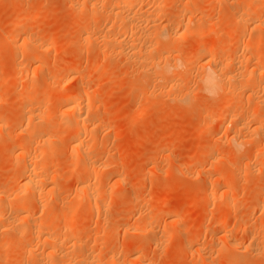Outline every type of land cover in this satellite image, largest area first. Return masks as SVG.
I'll use <instances>...</instances> for the list:
<instances>
[{
  "label": "rangeland",
  "instance_id": "374dc122",
  "mask_svg": "<svg viewBox=\"0 0 264 264\" xmlns=\"http://www.w3.org/2000/svg\"><path fill=\"white\" fill-rule=\"evenodd\" d=\"M84 1L90 0H0V189L12 194V199L19 186V200L30 207V219L27 220L39 222L45 233L56 237L65 235L63 238L67 240L65 245L46 251L42 240L29 245L28 237L18 238L11 228L0 227V264H61L65 253L73 258L74 261L70 257L71 264H85L83 259L90 254L91 257L96 255L98 263L95 264H264V161H255V156L264 149V93H260L264 86V4L256 9V0L252 3L249 0H139L135 6L128 4L125 10L140 7L143 15L154 22V30L159 26L173 25L178 16L182 18L177 29L180 33L178 41L166 39L160 44L162 48L159 44L154 45L157 52L153 53L157 56L163 52L159 55L164 58L158 63L161 66L165 62V65L170 66L171 63L172 66L173 59L179 58L174 64L181 67H177L174 76L170 73L169 79L157 82L153 72L155 75L158 69L152 65L148 67L146 63L143 66L127 56L131 55L132 50L127 43L132 37L130 33L124 35L122 22V27H119V20H110L109 16L105 20L107 13L100 15L102 10L105 12L103 7L107 4L102 7L97 5L98 0H91L97 4L84 7L80 5ZM156 1L160 6L163 1L171 3V7L165 8L164 20H155L153 16L154 4L158 5ZM75 2L83 7V13L77 12L82 10L78 6V15L73 17ZM189 3L193 4L192 7ZM183 4L190 7L185 12L181 10ZM242 6L253 14L254 19L243 22L237 18ZM89 8L94 9L93 12L96 9L98 15L95 14L91 23L87 16L94 13ZM99 8L102 10L98 14ZM20 14L25 16L22 21L17 20ZM35 17L37 20L33 22ZM210 19L218 20L213 26L216 33L212 29L213 33L224 32V35L218 33L219 36L214 34L211 38L207 24ZM236 25H242L243 29ZM233 28L235 32L231 31ZM85 29L90 34L87 32L88 36L83 38L80 34ZM197 32L201 34L200 41L196 40ZM28 37L33 38L29 41L35 39L42 46L39 51L47 49L46 56L36 64V67L43 68L44 73L36 71L35 78L31 77L33 56L40 55V52L36 51L34 55L35 49L30 46L22 48L21 40ZM240 38L246 39L248 47L242 44L243 47L238 45L226 49L227 42ZM111 39L117 41L110 42ZM247 41L251 42V50L247 49ZM210 48L223 50L215 58L220 65L224 61V66H221L223 75L236 73L230 63L239 55L251 57L253 61L246 66L243 63L240 67L242 72L254 69L262 77L251 78L244 86V83H239L244 78H238L239 85L232 83V89L227 91V82H223L215 96H207L199 86L201 67L207 59L199 61L196 55ZM136 49L135 53L139 52ZM229 60L231 66L226 67ZM16 63L22 64L21 71L17 74L19 78L12 80L9 76ZM68 70L70 81L66 75ZM23 75L30 79V83L27 79L18 81L23 79ZM173 79L175 83L179 82V86L170 89ZM77 89L82 91L83 98L88 92L90 100L86 102L83 99L86 103L82 102V105L85 109L90 108L86 109V114L96 126H89L87 133L80 137L82 144H86L82 145L84 148L74 151L66 141L72 131L68 132L70 129L65 125L66 114L61 101L67 92ZM248 90L260 96L262 108L254 105L252 100H256L255 96L251 100ZM186 92L192 99L180 97ZM28 117H32L29 124ZM42 118L47 121L46 126L50 124L49 128H44ZM253 120L260 123L255 124ZM33 130L37 134L43 131V143L38 137L32 140L35 136L29 135ZM27 138H32V148L42 152V155H37L34 151L36 163L45 169L47 176H57L47 185H38L41 194L35 198L42 201L45 197L49 205L48 201L40 204L29 192H23L25 188L19 179L20 165L15 158L19 156L16 152L18 145L24 140L29 142ZM45 138L51 141L46 140L48 142L45 143ZM84 151L89 152L91 165L94 164L97 170L98 167L103 168L102 173L85 174L80 161V154ZM32 152L27 151L29 154ZM87 182L90 187L96 184L101 190H106L92 203H87L80 190V185ZM47 188L55 189L48 192ZM210 195H213V200ZM13 201L12 206L5 205V200L1 202L0 207L4 208L0 209L2 216L5 217L6 213L8 217L15 216L16 206L13 205L18 201ZM94 201L95 205H91ZM151 216L155 218V228L143 235L140 233L143 225L140 224ZM134 220L139 221L137 228L130 226V221ZM14 225L17 227L18 223ZM72 227L78 236L76 243L70 246ZM226 229L231 233L227 236L229 240L222 238L223 243L219 242L220 250L216 234ZM230 241L239 248L230 247ZM26 247L31 252H25ZM50 250L55 256L44 254ZM111 253L116 254L114 260L107 259Z\"/></svg>",
  "mask_w": 264,
  "mask_h": 264
},
{
  "label": "bare ground",
  "instance_id": "6f19581e",
  "mask_svg": "<svg viewBox=\"0 0 264 264\" xmlns=\"http://www.w3.org/2000/svg\"><path fill=\"white\" fill-rule=\"evenodd\" d=\"M75 1V0H74ZM77 1V0H76ZM91 1V0H90ZM90 1H84V2H80V5L81 4H83L84 5V7H89V6H93V5H96L97 3L95 2V1H97V0H95L94 2L96 3V4H93L92 2H90ZM139 0H98V4L97 5H102V7H103V5L105 6V4H107V6L104 8L103 7V9H105V12L103 13V10H102V12H101V10H100V8H99V10L100 11H98V14L101 12L102 14H100V15H103L104 16V14L105 13H107V14H105L106 16H105V20H108L109 19V17H110V20H119V24L120 25H118L119 27L121 26V23L120 22H122V24H123V28H122V30H124V35H125V33H130L129 35L132 37V39L127 43V44H129L128 46H130L129 48L132 50L131 51V55H127L130 59H132L133 61H138V63L139 64H141V65H143L144 66V64L147 66L148 65V67H149V65H150V67H151V65L153 66L152 68H154V69H158L156 72H155V75H154V72H153V77L154 78H156V80H157V82L158 81H161V80H164V79H169V77H168V75L170 74V73H172V75L174 76V74H176L177 72H176V69H177V67L179 66V67H181L179 64H178V66H177V64H174L176 61H175V59H173L174 60V63L172 64V66H171V63H170V66H168L167 64L165 65V63H164V65L163 66H161V64H158V63H160L161 61L160 60H164V58H161L162 56H159V55H161L162 53L160 52V54H157V56L156 55H154L153 53H154V51H155V49L156 48H154L155 46L154 45H158V46H160V44H163V42H165L166 41V39H168L170 42L172 41H178V39L180 38V33H179V31L177 30L178 29V27H180L179 25H181L182 24V18H180V16H178V17H176V20L174 21V23H173V25H164V26H162V27H160L159 26V28L156 30H154V22H150V20L148 19V17L147 16H145V15H143V13L141 12V11H143V10H141V9H139V8H133V7H131V9H136V10H131L130 8L127 10V5L128 4H134V6H135V3L137 4V3H139L138 2ZM191 1V0H190ZM244 1H248V0H243L242 2H244ZM254 1V0H253ZM248 2H251L252 3V0L250 1H248ZM71 3V2H70ZM76 3V2H75ZM92 3V4H91ZM160 3V2H159ZM159 3H157V1H156V4H158L157 6L154 4V6L155 7H153L154 8V10H153V16H154V18H155V20H158V21H161V20H164V19H166V14H167V11L165 10V8L167 7L168 8V6H170V4L171 3H166L165 1H163V2H161L162 3V5L160 6V4ZM188 3V2H187ZM254 3H256V7H255V9L256 8H259V6H262L263 4H264V0H256ZM253 3V4H254ZM74 4V3H73ZM77 4V3H76ZM190 4V7H192V5H191V3H189ZM219 4V3H218ZM230 4V3H229ZM12 5H14V4H12ZM71 5V4H70ZM249 5H250V3H249ZM75 6V5H74ZM79 6V2H78V4L75 6L76 8H75V14H74V16L73 17H76V15H78L77 13H76V9L77 8H79L78 7ZM129 6V5H128ZM133 6V5H132ZM138 6V5H137ZM229 6V5H228ZM73 7V6H72ZM71 7V8H72ZM95 7V6H94ZM101 7V8H102ZM125 7H127L126 8V10H125ZM157 7V8H156ZM171 7V6H170ZM182 8H181V10H182V12H185L188 8H190L189 7V5L188 4H183V6H181ZM219 7H221V6H219ZM246 7H249L248 5L246 6ZM252 6H250L249 8H251ZM263 7V6H262ZM74 8V7H73ZM81 9L83 8L82 6L80 7ZM93 8V7H92ZM97 8V7H96ZM107 8V9H106ZM85 9H87V8H85ZM222 9V8H221ZM89 10H90V8H89ZM94 10V9H93ZM93 10H90L91 11V13H94V15L93 14H89L88 16H87V20H88V22L89 23H91V21L93 20V18H94V16H95V14L97 15V13H95L96 12V9H95V12H93ZM149 10V9H148ZM248 9H245V7H243L242 6V9H240V11L236 14V16H238L237 18L238 19H240V21H246V20H248V19H252V17H253V14L252 13H249L248 11H247ZM79 11H81L82 13H83V9L82 10H78L77 12L79 13ZM90 11H88V12H90ZM205 11V10H204ZM223 11V10H222ZM148 12V11H147ZM212 12V11H211ZM87 13V12H86ZM215 13H216V11H215ZM254 13V12H253ZM79 14H81V13H79ZM217 15V14H216ZM221 15V14H220ZM234 15V14H233ZM264 15V14H263ZM98 16V15H97ZM109 16V17H108ZM182 16V15H181ZM254 16H255V14H254ZM37 17V16H36ZM36 17L35 18H33L32 20H33V22L34 21H36L37 19H36ZM100 17V16H99ZM216 17V16H215ZM256 17H258V16H256ZM24 18H25V16L24 15H22V14H20L18 17H17V20L18 21H22V20H24ZM102 18V17H101ZM112 18V19H111ZM220 18V17H219ZM224 17L222 16V19H223ZM236 18V19H237ZM209 19V18H208ZM253 19H254V17H253ZM26 20V19H25ZM86 20V21H87ZM188 20V19H187ZM189 21H192V20H189ZM188 21V22H189ZM198 21V20H197ZM200 21V20H199ZM202 21V20H201ZM207 21V20H206ZM218 21V20H217ZM216 21V22H217ZM87 22V23H88ZM203 22H205V21H203ZM216 22H214V21H212L211 19L207 22V24L210 26V34H211V38H212V36H214V34L216 33V31L213 29V26H214V24L216 25ZM242 22V23H243ZM248 22V21H247ZM254 22V21H253ZM111 23H113V21L111 22ZM151 23V25L150 26H148V24H150ZM189 23H191V22H189ZM202 23V22H201ZM200 23V24H201ZM206 23V22H205ZM239 23V22H238ZM114 24V23H113ZM144 24H146V25H144ZM240 24H241V22H240ZM244 24V23H243ZM116 25V24H115ZM144 25V26H143ZM156 25V24H155ZM185 25V24H184ZM186 25H188V23L186 24ZM114 26V25H113ZM170 27L169 29H168V27ZM189 26V25H188ZM187 26V27H188ZM237 26V28H239V29H243V27H241L242 25H239V27H238V25H236ZM244 26V25H243ZM114 27H116V26H114ZM122 27V26H121ZM152 29H151V28ZM187 27H184V28H187ZM192 27H194L193 25H192ZM200 27V26H199ZM247 27V26H246ZM117 28V27H116ZM196 29H195V31L197 30L198 31V28L197 27H195ZM215 28V27H214ZM87 29V28H86ZM86 29H85V31L83 30V32L80 34V36L81 37H87L88 35H87V32H89V31H87L86 32ZM188 29V28H187ZM193 29V28H192ZM215 31V33H213V30ZM247 29V28H246ZM88 30V29H87ZM118 30V29H117ZM189 30H191V29H189ZM207 30H208V27H207ZM238 30V29H237ZM119 31V30H118ZM192 31V30H191ZM200 31V30H199ZM222 31V30H221ZM231 31H233V32H235L236 31V29H234L233 28V30L231 29ZM238 31H240V30H238ZM245 31V30H244ZM243 31V32H244ZM253 31V30H252ZM123 32V31H122ZM193 32H194V30H193ZM242 32V33H243ZM104 33H105V31H104ZM205 33V32H204ZM219 33V32H218ZM218 33L217 34H215V35H218ZM224 32H222V34H223ZM89 34H90V32H89ZM194 34V36H195V33H193ZM208 34V33H207ZM221 33H219V35L221 36L222 35ZM241 34V33H240ZM246 34V33H245ZM123 35V34H122ZM197 36H196V40L198 39V41H200L199 40V38H200V36H201V34H200V32H197V34H196ZM218 35V36H219ZM224 35V34H223ZM230 35H232L231 33H230ZM234 35V34H233ZM232 35V36H233ZM231 36V37H232ZM29 38H31V37H28V38H23V40H21L22 41V43H21V45H22V48H29V46L31 47V49L33 48V49H35V52H33V54L35 55V53L37 54V52L36 51H38V53L40 54V55H38V56H33L34 57V62H33V64L32 65H34V67H33V70L31 71V77H34L35 78V72L36 71H38L39 73H44L43 72V68L41 67V66H38V67H36V64H37V60H39V61H41L42 59H43V57L44 56H46V50H44L43 49V51H39V49L42 47L39 43H37L36 42V40L34 39V40H31V41H29ZM237 38V37H236ZM31 39H33V38H31ZM202 39V38H201ZM217 39V38H216ZM215 39V40H216ZM234 39V38H233ZM165 40V41H164ZM226 40V39H225ZM244 40H246V39H243L242 40V38H240V39H236V40H232V41H230L229 43L227 42V46H226V49L228 48H231V47H234V46H238V45H240L239 47H241V45L242 44H245L246 42L244 41ZM29 41V42H28ZM93 41H96V40H93ZM116 42L117 40H110V42ZM226 41H228V39L226 40ZM32 42V43H31ZM106 42H107V40H106ZM109 42V41H108ZM155 42V43H154ZM11 43V42H10ZM247 43H249V41H247ZM251 43V42H250ZM248 44L249 45V48H247V49H250V46H252L251 44ZM165 44V43H164ZM114 45V44H113ZM118 46H120V49L122 48V44H121V42H120V40H119V45ZM137 46V47H136ZM140 48H139V47ZM163 46V45H162ZM165 46V45H164ZM163 46V47H164ZM244 45H242V47H243ZM245 46H247L246 44H245ZM216 47V46H215ZM222 47V46H221ZM248 47V46H247ZM257 47V46H256ZM136 48H138L139 49V52L138 51H136V53H135V50H137ZM160 48H162L161 46H160ZM223 48H225V47H223ZM252 48V47H251ZM255 47H253V49H254ZM28 50V49H27ZM30 50V49H29ZM164 50V49H163ZM251 50V49H250ZM34 51V50H33ZM227 51V50H226ZM261 51V50H260ZM130 52V51H129ZM157 51H155V53H156ZM222 52H223V50H221V49H219V48H217V49H209V50H203L202 52H200L199 53V55H196V57L197 56H199V61L201 60H206L207 59V61H206V63L204 64V65H202L203 67H201L202 68V72L200 73L201 75H200V77H199V86H200V89L203 91V92H205L204 94H207V96L209 95V96H211V97H213V96H215V94L219 91V88H221V87H223L222 86V83L224 82V83H226L227 82V87H226V91L227 90H229V89H232V87L231 86H233V85H239V83H244L243 84V86L244 85H247L246 84V81L248 82V80L249 79H251V78H254L255 77V79L256 78H261L262 77V74L259 72V73H256V71L253 69V70H247V71H249V72H247V71H244V72H242L241 70V68L240 67H242V65H243V63L245 64L244 66H246V64H248L249 63V61H252V58L251 57H249V56H246V57H249V58H244L245 56H240L239 57V55H236V58H234L233 60H231L232 62L230 63V60L229 61H227V63H225L226 65V67H228V62L231 64V65H233V68H234V71L236 72V73H234V71L232 72V73H234L233 75H230V74H225V75H223L222 73H221V69L223 68V67H221L222 65L224 66V61L223 62H221L222 64L220 65V64H218L217 63V60L215 61V58L217 57L218 58V56H220L221 54H222ZM224 52H225V49H224ZM198 53V52H197ZM262 54V53H261ZM153 55H154V57H153ZM164 55V54H163ZM241 55H243V54H241ZM155 56H156V58H155ZM238 56V57H237ZM164 57V56H163ZM167 57V56H166ZM126 58V57H125ZM168 58V57H167ZM169 59V58H168ZM172 59H170V61L172 60ZM180 60V59H179ZM190 60V59H189ZM254 60V59H253ZM166 61V60H165ZM164 62V61H163ZM172 62V61H171ZM182 62V61H181ZM219 62V61H218ZM253 62V61H252ZM251 62V63H252ZM18 63V62H17ZM14 64V67H13V72H12V74L9 76V79H12V80H14V79H16V77L17 78H19V76L17 75L18 73H20V72H18V71H21L20 69H21V67H20V65L22 66V64ZM138 63H136V64H138ZM148 63V64H147ZM168 63V62H167ZM176 63H178V62H176ZM138 64V65H139ZM41 65V64H40ZM182 65V64H181ZM231 65H229V67L231 66ZM239 65V66H238ZM143 66H141V67H143ZM145 66V67H146ZM243 66V67H244ZM178 67V68H179ZM20 68V69H19ZM139 68V67H138ZM147 68V67H146ZM149 70L151 69V68H148ZM232 69V68H231ZM236 69V70H235ZM69 71V70H68ZM151 71V70H150ZM181 72V71H180ZM152 74V73H151ZM27 74H25V76H26ZM67 75V79L69 80V76H70V71L66 74ZM24 76V75H23ZM24 76V77H25ZM40 76V75H39ZM145 76V75H144ZM176 76V75H175ZM23 77V79H18V81H21V80H24V82L26 81V79H27V83H30L28 80H30V79H28V77L26 78H24ZM30 77V78H31ZM45 77V76H44ZM141 77V76H140ZM176 77H178V76H176ZM82 78V77H81ZM152 78V77H151ZM238 78H240V79H243L244 78V81L242 80V81H239V83H238ZM33 79V78H32ZM64 79H66V78H64ZM77 79V78H76ZM153 79V78H152ZM264 79V78H263ZM17 80V79H16ZM35 81V80H34ZM67 81V80H66ZM70 81V80H69ZM109 81V80H108ZM165 81V80H164ZM39 82V81H38ZM155 82V81H154ZM178 82V81H177ZM237 82V83H236ZM160 83H162V82H160ZM170 89H174L175 87L177 88V86H179L178 85V83H175V81H174V79L172 80V81H170ZM232 83H234L233 85H232ZM25 84V83H24ZM32 84H33V82H32ZM27 86H29V85H27ZM221 86V87H220ZM231 87V88H230ZM238 88H239V86H238ZM246 88V87H245ZM29 89V88H28ZM225 89V88H224ZM244 89V88H243ZM79 89H77V90H73V91H69V92H67L65 95H64V98L62 99V101H61V106L62 107H64L63 109H64V114H66L65 115V117H64V120H65V122H66V127L67 128H69L70 130L68 131V132H70V131H72L71 132V134L69 135V137H68V139L66 140L67 142V144L70 146V148L72 149V150H80L81 148H84V147H82V145H84V144H82V141H81V139H80V137L81 136H83V135H85L86 133H87V131H88V129L90 128L89 126H96L95 125V121L93 120V119H91V118H89L88 116H87V110H89L87 107H86V109L84 108L85 106H83L82 104V102H84L85 100H87L86 102H88V95H87V93H85L86 94V96H85V98H83V96L80 94V92H82V91H78ZM177 90V89H176ZM176 90H173V91H176ZM179 90V89H178ZM183 90V89H182ZM87 91V90H86ZM171 91V90H170ZM181 92V91H180ZM264 93V86L263 87H261V89H260V93ZM84 93V92H83ZM183 93V92H182ZM181 93V94H182ZM261 93V94H262ZM180 94V95H181ZM247 94H249V98L251 99V97H252V99H253V96H255L254 97V99H256V100H252V101H254V105L255 106H257V105H259V104H261V103H263V101H261L260 100V96H259V94H258V96L259 97H257V95H256V93H254V91L253 90H248V93ZM244 95V94H243ZM262 96H264V95H262ZM180 97H182L183 99H185V97H186V99L189 97L190 99H192L191 97H190V95H188L187 94V92L186 93H184V94H182ZM245 97V96H244ZM243 97V98H244ZM210 98V97H209ZM236 98V97H235ZM83 99H85V100H83ZM180 99V98H179ZM242 99V98H241ZM41 100V99H40ZM83 100V101H82ZM90 100V99H89ZM44 101V100H43ZM255 101L258 103H256L255 104ZM59 102H60V100H59ZM86 102H84V103H86ZM233 102V101H232ZM241 102H243V101H241ZM247 103H249V102H247ZM253 103V102H252ZM251 103V104H252ZM56 104V103H55ZM244 104H246V103H244ZM60 106V107H61ZM232 106V105H231ZM29 107H31V106H29ZM258 107V106H257ZM259 107H261L260 105H259ZM253 108H254V106H253ZM256 108V107H255ZM262 108V107H261ZM34 112V111H33ZM32 112V113H33ZM29 114L31 113V111L30 112H28ZM63 113H62V117H63V115H64ZM91 114V113H90ZM47 115V114H46ZM29 116H31V114L29 115ZM32 116H34L33 117V119H34V121L36 120L35 119V114L34 115H32ZM37 116H39V114L37 115ZM42 117V116H41ZM43 117H44V115H43ZM46 117V116H45ZM231 117H232V115H231ZM237 117H239V116H237ZM36 118H38V117H36ZM222 118V117H221ZM30 119H32V117H28L27 118V123L29 122L30 123ZM41 119V118H40ZM43 119V121H44V118H42ZM0 120H1V118H0ZM39 120V119H38ZM98 120V119H97ZM49 121V120H48ZM234 121V120H233ZM41 122V121H40ZM253 122L255 123V124H259L260 123V121L259 120H253ZM28 123V124H29ZM32 123H33V120H32ZM44 124H45V126H46V124H47V121L45 122L44 121ZM264 124V123H263ZM50 124H48L46 127H44V128H49L50 126H49ZM99 125V124H98ZM262 125V124H261ZM259 126V125H258ZM42 128V127H41ZM55 128V127H54ZM95 128V127H94ZM99 128V127H98ZM245 128V127H244ZM260 128V127H259ZM258 128V129H259ZM38 129H40V128H38ZM205 129V128H204ZM242 129H243V127H242ZM253 129V128H252ZM257 129V128H256ZM42 130H45V129H42ZM63 130H65V129H63ZM238 130V129H237ZM247 130V129H246ZM37 132L39 131V130H36ZM249 131V130H248ZM247 131V132H248ZM252 130H250V132H251ZM259 131V130H258ZM41 132H43V131H39V134H37L34 130H33V132H31V135H29V136H35L33 139L32 138H30V139H32V140H34V139H36L37 137H38V140L43 136L44 137V135L41 133ZM67 132V131H66ZM67 132V133H68ZM241 132V131H240ZM34 133V134H33ZM42 134V135H41ZM37 135V136H36ZM62 136H63V134H62ZM237 136V135H236ZM28 137V136H27ZM91 137V136H90ZM90 137H89V140L90 141H93V138H91L90 139ZM6 138V137H5ZM6 139H8V138H6ZM28 140H29V142L27 141V140H24L23 141V143H21L20 145H18V149H17V153L19 154V156H17L16 158H15V161L16 162H18L19 163V165H20V173H19V176H20V178L19 179H21L22 180V185H20V186H22V187H24L25 188V190L23 191V188H22V191L23 192H29V194L32 196V197H36V195H38L39 196V194H41L40 193V187H38V185H39V183H40V185H42V184H46V183H48L49 182V180L50 181H54L55 179L54 178H56L57 176L55 175H53V176H47L46 175V171H44L45 169H43L41 166H40V164H37L36 162H37V158H35L36 156H35V152H37V150H35L34 148H32L33 147V145H32V143H31V141H30V139L29 138H27ZM58 139V138H57ZM234 140H235V138H233ZM263 139V138H262ZM37 140V141H38ZM46 140H48V139H46L45 138V143H47L48 141H51V140H48V141H46ZM88 140V141H89ZM40 141H42V143L44 142L43 140H42V138H41V140ZM57 141H59V140H57ZM63 141V140H62ZM87 141V142H88ZM84 142V141H83ZM233 142V141H232ZM85 143V142H84ZM93 143V142H92ZM2 144V143H1ZM90 144V143H89ZM236 144V143H235ZM86 145V144H85ZM84 145V146H85ZM240 145V144H239ZM237 146V145H236ZM87 147H89V145L87 144ZM93 147V145L92 146H90V149ZM262 148V147H261ZM89 149V148H88ZM90 149L88 150L89 152H90ZM33 150V152L31 153L33 156H31V154H29L30 153V151H32ZM85 150H86V147H85ZM264 149L262 148L261 149V153H260V155H258V156H255L254 158H255V161L257 162V161H264V151H263ZM27 151H29V153H27ZM35 151V152H34ZM39 151V150H38ZM89 152H83L82 154H80L81 155V159L82 160H80V161H82L83 162V165L81 164V167L83 166L84 168H85V174L87 175V176H90L91 174H93V175H95L96 174V172L97 171H99V172H101L102 173V169L100 168V167H98V170H97V167L95 166H93V165H91L90 164V155H89ZM38 153H39V155H40V153H41V155H42V152H37V155H38ZM51 155V154H50ZM43 156H45L44 154H43ZM42 156V157H43ZM52 156V155H51ZM33 157V158H32ZM35 158V159H34ZM40 159V158H39ZM42 159H44V158H42ZM36 160V161H35ZM40 162H41V160H40ZM76 166V165H75ZM82 167V168H83ZM83 171V170H82ZM46 172V173H45ZM105 173V172H104ZM48 174H51V173H48ZM82 174H84L83 172H82ZM85 176V175H84ZM117 183V182H116ZM47 185V184H46ZM94 185V184H93ZM45 187V186H44ZM46 187H50V185L49 186H46ZM45 187V188H46ZM92 187V188H91ZM90 187V185H89V183L87 182V183H82L81 185H80V190H81V192L84 194L83 196H85V198L87 199V203L89 202V203H92L93 202V200H96V199H98V197L100 198V195H103L104 193H105V191L106 190H101L100 188H98L99 186L97 185L96 186V184L94 185V186H91ZM103 187V186H102ZM9 188V187H8ZM18 188H20L19 186H18ZM18 188H17V190L16 191H18V192H16V193H14L13 194V196L14 197H12V199H11V196H12V194L11 195H8L7 194V192L5 191V190H3V189H0V204H1V202L3 201L4 202V200H5V205H11V203H14V199H17V201L18 202H16V205H13V206H16V207H14L15 208V216L13 217V216H11V217H8L9 216V214H8V216H7V213H6V216L4 217V216H2L1 214H0V227H4V228H11L12 229V232L14 231L15 232V234L18 236V238H21L22 236V238H24L25 236L26 237H28L29 239H30V242H29V245H30V243L32 244V243H34L35 244V242L36 243H41L42 241H43V243H45V247L47 248V249H45L46 251L50 248H53V250H54V246H61V245H65V243H66V239L65 238H63V237H65V235L63 236V237H61V236H59V237H56V236H54L53 234V236L52 235H50V234H48V233H45L44 232V230L42 229V224H38V223H36V222H29L28 220L30 219V217H28V213L30 212V207H28V205H26L25 204V202L24 201H22V200H19L21 197H18V196H21V194L19 195V191H21V188H20V190H18ZM47 188V189H48ZM53 188V187H52ZM47 189H45V192H47L46 190ZM55 189V188H54ZM54 189H53V191H52V189H48V192L51 190L52 192H54ZM57 189V188H56ZM105 189V188H104ZM56 191V190H55ZM22 192V193H23ZM57 192V191H56ZM12 193V192H11ZM43 193V192H42ZM45 194V193H44ZM50 194H51V192H50ZM54 195V193L52 194V196ZM56 195V194H55ZM30 196V197H31ZM98 196V197H97ZM97 197V198H96ZM104 197V196H103ZM37 198V197H36ZM35 198V200L37 201V199ZM39 198V197H38ZM44 198L45 197H43V199H42V201L40 200H38L37 202L39 203L40 202V204L41 203H43V201H48V200H44ZM50 198V197H49ZM55 198H56V196H55ZM41 199V198H40ZM46 199V198H45ZM53 199V198H52ZM200 199V198H199ZM210 199H212L213 200V195H210ZM209 200V199H208ZM212 200H210V201H212ZM16 201V200H15ZM44 202V203H45ZM54 202V201H53ZM47 203V202H46ZM39 204V205H40ZM2 205V204H1ZM0 205V206H1ZM44 205H46V204H43L42 206H44ZM47 205H49V201H48V204ZM91 205H95V201H94V204H91ZM97 205V204H96ZM12 206V205H11ZM41 206V207H42ZM89 206V205H88ZM9 207V206H8ZM46 207V206H45ZM44 207V208H45ZM94 207V206H93ZM1 208H3V206L2 207H0V209ZM48 208V207H47ZM46 208V209H47ZM90 208H91V206H90ZM95 208H96V206H95ZM4 209V208H3ZM2 209V210H3ZM50 209V208H49ZM93 209V208H92ZM4 215V214H3ZM11 215V214H10ZM13 217V218H12ZM27 218H28V220H27ZM54 218V217H53ZM32 219V218H31ZM70 220V219H69ZM68 220V221H69ZM143 220V219H142ZM17 221V223H18V225H17V227L14 225V224H17V223H15ZM32 221V220H31ZM45 221V220H44ZM44 221L42 222V221H40V223H44ZM66 221V220H65ZM67 221V222H68ZM225 221V220H224ZM72 222V221H71ZM131 222V225L130 226H132L133 228H137L138 227V223H139V221L137 222V221H130ZM141 222V221H140ZM144 222V221H143ZM156 221H155V218L153 217V216H151V217H149V218H146V221L144 222V224H142V222H141V229H140V233L141 234H143V235H147V234H149V233H151V231L152 230H154V228H155V225H156V223H155ZM66 223V222H65ZM130 224V223H129ZM220 225V224H219ZM15 226V227H14ZM43 226H44V224H43ZM47 226H49V223H48V225ZM73 226V225H72ZM62 227H64V226H62ZM65 228H66V226H65ZM65 228H64V230H65ZM67 228H69V227H67ZM71 228V227H70ZM3 229V228H2ZM5 229V230H6ZM7 229V230H8ZM56 229V228H55ZM67 230V229H66ZM72 233H71V236L69 235V237H70V239H69V241H71L72 243H71V245L70 246H72V245H74L76 242V238H77V236H78V232H77V230H75V227L73 228L72 227ZM136 230V229H135ZM134 230V231H135ZM68 231V230H67ZM7 232V231H6ZM65 232V231H64ZM64 232H63V234H64ZM69 233V232H68ZM231 233V231L230 230H228V229H226V230H224L223 232H219V233H217L216 234V241L218 242H215V243H217V245L219 244V242H221V239L222 238H225V240L228 238L227 236L229 235ZM65 234H67L66 232H65ZM59 235H60V233H59ZM136 236V235H135ZM17 238V239H18ZM21 238V239H22ZM42 240V241H41ZM66 240V241H65ZM152 240V245H155V241H154V239H151ZM151 240H150V243H151ZM227 240H229V239H227ZM64 241H65V243H64ZM229 242V241H228ZM227 241H226V243H228ZM8 243V242H7ZM15 243V242H14ZM221 243H223V241L221 242ZM10 244V243H9ZM28 245V247H30ZM69 245V244H68ZM220 245V244H219ZM219 245H218V247H219ZM222 245V244H221ZM224 245V244H223ZM227 246H228V244H226ZM32 246V245H31ZM34 246V245H33ZM70 246H68V247H70ZM229 246L230 247H232V248H234V249H236L237 250V248H239V247H237V248H235L236 247V244L233 242V241H230V244H229ZM238 246V245H237ZM28 247H26V250H25V252L26 251H30V250H27V248ZM223 247H226V246H223ZM229 247V248H230ZM70 248H72V247H70ZM232 248H230V249H232ZM28 249H30V248H28ZM219 249L221 250V248L219 247ZM223 249V248H222ZM259 249V248H258ZM257 248H256V250H258ZM224 250V249H223ZM264 250V249H263ZM52 250H50V251H48V253L46 252V253H44L45 255H50V256H55L52 252H51ZM259 251V250H258ZM31 252V251H30ZM29 253V252H28ZM44 255V256H45ZM69 253H65V254H62V260L61 259H59V260H61L62 262H61V264L62 263H64V264H71L70 263V261H71V258L69 257ZM110 256V258H107V259H112V260H114L115 259V257H116V254L115 253H111V254H109ZM61 256V255H60ZM78 256V255H77ZM16 257V256H15ZM46 257V256H45ZM73 257H74V255H73ZM95 257H96V255L94 256V257H91V254L89 255V257H86L85 259H83L84 260V263L85 264H95V263H98V261H96V259H95ZM108 257V256H107ZM44 258V257H43ZM78 258H79V256H78ZM75 259V258H74ZM89 259H91V261H89ZM96 261H94V260ZM98 259V258H97ZM72 260H73V258H72ZM74 261V260H73ZM72 261V262H73ZM60 261H58V263H59ZM264 262V261H263ZM47 263V262H46ZM80 263V262H79ZM83 263V262H82ZM37 264V263H36ZM44 264H45V262H44ZM49 264V263H48ZM54 264V263H53ZM60 264V263H59ZM74 264H76V263H74ZM81 264V263H80Z\"/></svg>",
  "mask_w": 264,
  "mask_h": 264
}]
</instances>
